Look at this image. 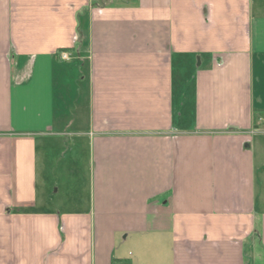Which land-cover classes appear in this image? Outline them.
<instances>
[{"label":"crops","instance_id":"crops-1","mask_svg":"<svg viewBox=\"0 0 264 264\" xmlns=\"http://www.w3.org/2000/svg\"><path fill=\"white\" fill-rule=\"evenodd\" d=\"M261 126L264 0H0V264H264Z\"/></svg>","mask_w":264,"mask_h":264},{"label":"rangeland","instance_id":"rangeland-1","mask_svg":"<svg viewBox=\"0 0 264 264\" xmlns=\"http://www.w3.org/2000/svg\"><path fill=\"white\" fill-rule=\"evenodd\" d=\"M264 126H261V128H263ZM260 128V127H259ZM254 137V141H253V144H254V149H255V152L257 154V159H258V166L259 168H262L263 169V166H264V132H258V133H255L253 135ZM55 140V139H54ZM64 141H61L58 142V143H54V145L52 144L51 142V152H50V157L52 159V162H54V166H52L50 169H48V178H49V181L51 183V186H52V191L55 190L56 186H58L59 182H58V178H62L63 176L61 175V172L60 170L63 171V166L65 164V162L69 159V157L71 158L72 157V152L71 150L67 149V147H69V142L67 139H63ZM65 147V148H63ZM57 149H58V152H65V157L63 159H59L58 156L55 157L54 156V153L53 151H55L57 153ZM71 152V154H70ZM73 160H76L75 158L72 157ZM69 162V160H68ZM67 165V163H66ZM65 173V172H64ZM261 173V171H260ZM40 184V183H39ZM39 192H43V190L41 189V191L39 190ZM42 195V193L40 194ZM62 196V194L60 195V197ZM41 198H43L41 196ZM52 198L54 199V202L55 200L58 199V193H54L52 194Z\"/></svg>","mask_w":264,"mask_h":264},{"label":"built area","instance_id":"built-area-1","mask_svg":"<svg viewBox=\"0 0 264 264\" xmlns=\"http://www.w3.org/2000/svg\"><path fill=\"white\" fill-rule=\"evenodd\" d=\"M62 58H63L64 60H68V59H69V56H68V54H67L66 52H63V53H62Z\"/></svg>","mask_w":264,"mask_h":264}]
</instances>
